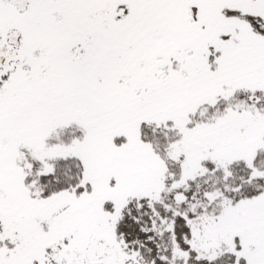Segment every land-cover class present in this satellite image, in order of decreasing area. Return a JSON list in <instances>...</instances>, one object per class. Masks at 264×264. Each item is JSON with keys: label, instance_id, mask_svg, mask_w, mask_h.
I'll list each match as a JSON object with an SVG mask.
<instances>
[{"label": "snow or ice", "instance_id": "1", "mask_svg": "<svg viewBox=\"0 0 264 264\" xmlns=\"http://www.w3.org/2000/svg\"><path fill=\"white\" fill-rule=\"evenodd\" d=\"M0 264H264V0H0Z\"/></svg>", "mask_w": 264, "mask_h": 264}]
</instances>
